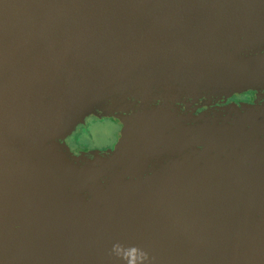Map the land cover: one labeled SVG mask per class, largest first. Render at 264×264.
<instances>
[{
  "label": "water",
  "instance_id": "water-1",
  "mask_svg": "<svg viewBox=\"0 0 264 264\" xmlns=\"http://www.w3.org/2000/svg\"><path fill=\"white\" fill-rule=\"evenodd\" d=\"M0 264H264V0H0Z\"/></svg>",
  "mask_w": 264,
  "mask_h": 264
},
{
  "label": "rangeland",
  "instance_id": "rangeland-1",
  "mask_svg": "<svg viewBox=\"0 0 264 264\" xmlns=\"http://www.w3.org/2000/svg\"><path fill=\"white\" fill-rule=\"evenodd\" d=\"M238 96L246 102H251L254 98L253 93L250 92H245L243 96ZM85 124L79 126L72 136L67 139L68 145L72 141L75 143L73 149L79 146L80 152L85 151L86 153H89L95 148L103 149L109 147V150L113 148L119 134V126L115 120L111 118H89Z\"/></svg>",
  "mask_w": 264,
  "mask_h": 264
},
{
  "label": "flooded vegetation",
  "instance_id": "flooded-vegetation-1",
  "mask_svg": "<svg viewBox=\"0 0 264 264\" xmlns=\"http://www.w3.org/2000/svg\"><path fill=\"white\" fill-rule=\"evenodd\" d=\"M250 93H253V95H254V98L251 100V102H246V101H244V100H242V98L240 99L239 98V96L237 95V96H234V97H232L231 99H229L228 101H227V103H236V104H240V103H253L254 102V100H255V97H256V93L255 92H252V91H249ZM244 94V93H243ZM243 94H241V96H243ZM202 101H204V100H202ZM219 105H221V103H219ZM204 109V108H203ZM202 109V110H203ZM199 111H201V110H199ZM91 119V118H90ZM114 120V119H113ZM117 123V122H116ZM119 131H120V127H119ZM117 141V140H116ZM116 143V142H115ZM115 145V144H114ZM71 147V146H70ZM113 148H114V146H113ZM112 148V149H113ZM111 149V148H110ZM111 149V150H112ZM71 150L73 151V153H75L74 152V150L71 148ZM93 150H99V151H101V152H105V151H107V150H109V147H106V148H103V149H100V148H95V149H92V151ZM85 152V151H84ZM91 152V151H90ZM78 153H80V150L79 151H77V153H75V154H78Z\"/></svg>",
  "mask_w": 264,
  "mask_h": 264
},
{
  "label": "trees",
  "instance_id": "trees-1",
  "mask_svg": "<svg viewBox=\"0 0 264 264\" xmlns=\"http://www.w3.org/2000/svg\"><path fill=\"white\" fill-rule=\"evenodd\" d=\"M74 144H75V143L71 141V144H69V146H71V148L73 149V145H74ZM78 147H79V146H77L76 148L73 149L75 153H77V151H79V148H78Z\"/></svg>",
  "mask_w": 264,
  "mask_h": 264
}]
</instances>
